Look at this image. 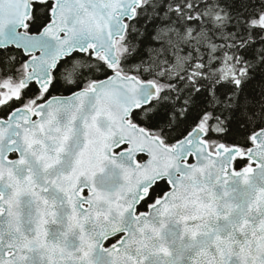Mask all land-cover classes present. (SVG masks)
Returning a JSON list of instances; mask_svg holds the SVG:
<instances>
[{
    "label": "snow or ice",
    "instance_id": "1",
    "mask_svg": "<svg viewBox=\"0 0 264 264\" xmlns=\"http://www.w3.org/2000/svg\"><path fill=\"white\" fill-rule=\"evenodd\" d=\"M0 264H264V0H0Z\"/></svg>",
    "mask_w": 264,
    "mask_h": 264
}]
</instances>
